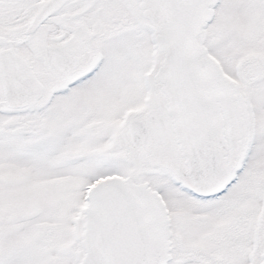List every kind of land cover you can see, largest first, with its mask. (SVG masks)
<instances>
[{"label":"snow or ice","instance_id":"obj_1","mask_svg":"<svg viewBox=\"0 0 264 264\" xmlns=\"http://www.w3.org/2000/svg\"><path fill=\"white\" fill-rule=\"evenodd\" d=\"M0 264H264V0H0Z\"/></svg>","mask_w":264,"mask_h":264}]
</instances>
